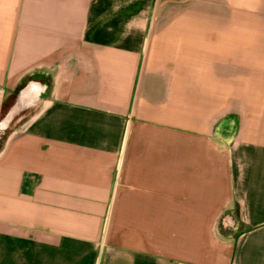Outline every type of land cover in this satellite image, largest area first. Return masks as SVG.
<instances>
[{
	"label": "crops",
	"instance_id": "0c3cea01",
	"mask_svg": "<svg viewBox=\"0 0 264 264\" xmlns=\"http://www.w3.org/2000/svg\"><path fill=\"white\" fill-rule=\"evenodd\" d=\"M28 79L0 264H264V0H0V121Z\"/></svg>",
	"mask_w": 264,
	"mask_h": 264
},
{
	"label": "water",
	"instance_id": "95a60500",
	"mask_svg": "<svg viewBox=\"0 0 264 264\" xmlns=\"http://www.w3.org/2000/svg\"><path fill=\"white\" fill-rule=\"evenodd\" d=\"M29 86L28 85L23 86L20 89L18 93L17 101L1 119L0 133L1 130L3 131L9 126L10 122L14 117H16V114L18 112L23 111L25 109L29 110V108L31 109L37 103L36 100L38 99L39 96V87H36V85H29ZM28 95H32L33 97L29 99Z\"/></svg>",
	"mask_w": 264,
	"mask_h": 264
},
{
	"label": "rangeland",
	"instance_id": "374dc122",
	"mask_svg": "<svg viewBox=\"0 0 264 264\" xmlns=\"http://www.w3.org/2000/svg\"><path fill=\"white\" fill-rule=\"evenodd\" d=\"M33 111L32 109H25L23 111H20L16 114V117H14L12 119V121L10 122L9 126L4 129L3 131L1 130V135H0V144L2 143V141L4 140V138L7 136V134H9V132H11L15 127H17L19 125V123L21 122V120L25 119V117L29 114V112Z\"/></svg>",
	"mask_w": 264,
	"mask_h": 264
},
{
	"label": "flooded vegetation",
	"instance_id": "af4514ba",
	"mask_svg": "<svg viewBox=\"0 0 264 264\" xmlns=\"http://www.w3.org/2000/svg\"><path fill=\"white\" fill-rule=\"evenodd\" d=\"M38 83H40L39 82V80H37V79H28L26 82H25V86H29V85H36V87H38ZM30 87V86H29ZM28 97H29V99H31L33 96L32 95H28ZM0 135H1V133H0Z\"/></svg>",
	"mask_w": 264,
	"mask_h": 264
},
{
	"label": "trees",
	"instance_id": "16d2710c",
	"mask_svg": "<svg viewBox=\"0 0 264 264\" xmlns=\"http://www.w3.org/2000/svg\"><path fill=\"white\" fill-rule=\"evenodd\" d=\"M223 127V125L222 124H220L219 125V127H218V131H219V133H225V134H228L227 133V129H224V128H222ZM232 129H231V132H230V134H229V136L230 135H232L233 134V132H234V128L233 127H231ZM238 216V215H237Z\"/></svg>",
	"mask_w": 264,
	"mask_h": 264
}]
</instances>
